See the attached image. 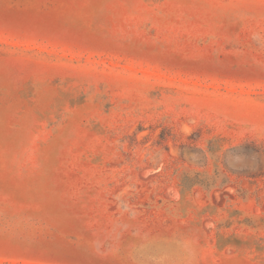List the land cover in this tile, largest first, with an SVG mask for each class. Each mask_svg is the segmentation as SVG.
<instances>
[{"label": "rangeland", "instance_id": "1", "mask_svg": "<svg viewBox=\"0 0 264 264\" xmlns=\"http://www.w3.org/2000/svg\"><path fill=\"white\" fill-rule=\"evenodd\" d=\"M0 264H264V0H0Z\"/></svg>", "mask_w": 264, "mask_h": 264}]
</instances>
